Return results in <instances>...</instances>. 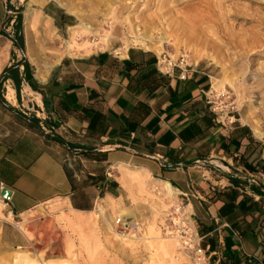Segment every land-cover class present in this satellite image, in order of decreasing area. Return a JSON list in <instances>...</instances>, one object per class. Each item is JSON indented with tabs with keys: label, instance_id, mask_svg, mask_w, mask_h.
<instances>
[{
	"label": "crops",
	"instance_id": "obj_1",
	"mask_svg": "<svg viewBox=\"0 0 264 264\" xmlns=\"http://www.w3.org/2000/svg\"><path fill=\"white\" fill-rule=\"evenodd\" d=\"M7 5L0 0V194L10 196L0 195V218L57 199L90 211L137 172L178 191L213 261L264 264V195L244 181L264 185V143L215 111L206 76L168 71L141 47L66 55L38 70L2 32ZM49 14L66 24L61 9Z\"/></svg>",
	"mask_w": 264,
	"mask_h": 264
},
{
	"label": "rangeland",
	"instance_id": "obj_2",
	"mask_svg": "<svg viewBox=\"0 0 264 264\" xmlns=\"http://www.w3.org/2000/svg\"><path fill=\"white\" fill-rule=\"evenodd\" d=\"M59 1L81 15L68 13L55 0H7L12 19L5 32L13 34L14 20L21 13L24 54L34 68L51 67L58 62L56 54L61 58L84 51H120L161 41L160 59L164 56L174 62V68L201 71L215 111L247 124L253 132L257 129L259 134H254L264 143V0ZM57 9L66 16V24L59 27L48 16ZM27 11L39 20L35 35L42 44L31 56L25 46ZM44 15L50 22L48 30L40 26ZM92 41L99 46L92 48ZM67 42L73 45L69 52ZM127 174L131 184H118L114 196L100 197L90 211L80 212L84 218L80 226L67 224L64 216L75 213L59 199L16 215L10 222L0 218V264H217L196 236L190 237L189 245L180 237L181 245L169 255L163 253L156 238L169 241L172 235H181L173 219L174 202L178 204L181 196L176 194L174 202L164 205L153 190V179L137 172ZM138 180L147 182L139 186ZM99 204H103L102 213L97 210ZM116 213L138 223V228L122 234L133 242L122 244L118 239L121 233L112 224ZM107 222L113 232L107 230Z\"/></svg>",
	"mask_w": 264,
	"mask_h": 264
},
{
	"label": "bare ground",
	"instance_id": "obj_3",
	"mask_svg": "<svg viewBox=\"0 0 264 264\" xmlns=\"http://www.w3.org/2000/svg\"><path fill=\"white\" fill-rule=\"evenodd\" d=\"M55 1H57V3H58V5L59 6H61V7H63L64 9H66L67 11H68V13H71V14H75V15H77L78 17L81 15L79 12V10H77V11H74V10H72L71 8H69V6H67L66 4H64V3H62L61 1H59V0H55ZM73 7V6H72ZM79 11V12H78ZM35 17V15H34V13L32 12V11H27L26 13H25V25H26V27H25V46H26V53H28V55L29 56H31V54H32V52L34 51V48H42V44L41 43H39V40H40V38H39V40H38V36L36 37V35H35V32H36V29H37V23L39 22V20H37V18H34ZM38 17H40V16H38ZM42 18V19H41ZM44 18H46L45 17V15L44 16H41L40 17V19L42 20L41 21V23H40V26H41V28L42 27H44V28H46L45 30H48L47 28L48 27H51L50 26V22H48V20L46 21ZM48 19V18H47ZM183 20V19H182ZM39 24V23H38ZM39 28V27H38ZM75 28V26H70L69 27V29H74ZM49 29H51V28H49ZM200 33V32H199ZM50 36V35H49ZM48 36V37H49ZM56 35L54 34V33H52L51 34V37L53 38V37H55ZM150 37H152V36H148V39L150 38ZM153 38V37H152ZM151 39V38H150ZM158 40V39H157ZM160 40H165V38L164 37H161V39ZM159 40V41H160ZM43 42V41H42ZM65 42V41H64ZM156 42V41H155ZM158 42V41H157ZM163 42H161L160 41V44H158V45H156V46H153V41L152 40H150L149 41V43L146 41V43H144V42H142L141 43V45H143V48L144 49H146V50H155L156 52H158V51H160V49L163 47V46H161V44H162ZM89 45L92 47V48H97L98 46H99V43H96V42H94V41H92V42H90L89 43ZM160 46H161V48H160ZM65 48H66V51H71L72 50V48H73V45L71 44V43H69V42H67L66 43V46H65ZM163 49V48H162ZM40 51V50H39ZM117 52L119 51V50H116ZM120 51H121V49H120ZM66 53V52H65ZM162 52L160 51V53L158 54V56L161 54ZM56 56H58L57 57V61L60 59V54H56ZM206 56V55H205ZM160 58V57H159ZM170 63V60H165V59H163L162 58V60L160 61V64L162 65L163 63ZM172 62V61H171ZM46 67H50L49 65L48 66H46ZM13 92V91H12ZM11 93L10 92H8V96L7 97H9V99L11 98ZM13 98V97H12ZM254 133H256V134H259V131L257 130V129H255L254 128ZM120 178H123V177H120ZM122 181V180H121ZM124 181V180H123ZM122 181V182H123ZM123 184H124V182H123ZM122 184V185H123ZM126 184V183H125ZM139 186H142V184L141 183H139ZM144 187V186H143ZM153 190H157L158 192H159V195L162 197V198H158V199H160V201H161V203H163L164 205H165V203H166V201H167V203L168 202H170V203H172V202H174L173 200L175 199V195L178 193V191L176 190V189H174L171 185H170V183L169 182H166V181H158V184H154L153 186ZM139 188V187H138ZM141 189V188H140ZM157 192V193H158ZM157 195V194H156ZM152 196V195H151ZM154 196V195H153ZM177 196V195H176ZM105 200H107V199H105ZM109 204H112V202L111 203H109ZM174 204H175V208H176V210L177 211H180V209L178 208L177 209V204L174 202ZM107 205V204H106ZM0 206H1V204H0ZM109 206V205H108ZM2 207V206H1ZM186 208V207H185ZM184 208V212L186 211V209ZM97 210L99 211V212H103V204H99L98 205V207H97ZM1 212H3V211H1ZM73 212L75 213V214H73V215H66V216H64V219H65V221L67 222V224L69 225V226H80L82 223H84V218L83 217H81L79 214H80V212L79 211H74L73 210ZM118 212H119V210H118ZM83 213V212H82ZM120 213V212H119ZM4 213H0V216H2ZM2 218V217H1ZM8 219L9 220H11V216H10V214H9V216H8ZM64 221V222H65ZM87 221V220H86ZM85 221V222H86ZM105 221V220H104ZM108 222H110V221H108ZM106 223V227H107V230L109 231V232H113V227L110 225V223ZM132 228H138V223H136V222H134V221H132ZM16 225L17 226H20V224L19 223H16ZM170 233V232H169ZM119 234V233H118ZM117 235V234H116ZM121 237H118V239L120 240V242L122 243V244H126L128 241H132L131 239H130V237H128L129 235H127V237H123L124 235H122V234H119ZM135 235H137V234H135ZM134 235H132L131 236V238L133 237ZM117 237V236H116ZM160 237V236H159ZM156 238V239H158V240H156V241H159V243H158V247L160 248V250L163 252V253H165V254H167L169 251H171L170 253H172V251H174L175 250V248L176 247H178L179 245H181V242H180V236L179 235H172L170 238V240L169 241H163L162 239H160V238ZM147 239V238H146ZM164 239V238H163ZM180 239V240H179ZM67 240V239H66ZM165 240H167V239H165ZM134 241V240H133ZM132 241V242H133ZM179 242V243H178ZM84 243V242H83ZM154 244H155V242H154ZM157 244V243H156ZM157 247V246H156ZM157 247V248H158ZM177 252V251H176ZM174 253V252H173ZM168 255H169V253H168ZM173 255V254H172ZM172 259V258H171Z\"/></svg>",
	"mask_w": 264,
	"mask_h": 264
},
{
	"label": "built area",
	"instance_id": "obj_4",
	"mask_svg": "<svg viewBox=\"0 0 264 264\" xmlns=\"http://www.w3.org/2000/svg\"><path fill=\"white\" fill-rule=\"evenodd\" d=\"M7 12L9 15V13H11V9L7 8ZM163 59L166 60V58L164 56H163ZM161 60L162 59L158 58L159 62ZM161 66L169 71V70H172L174 67H176V64L174 62L170 61V63L164 62ZM183 201L184 200L182 199V196H181V201L176 206L177 209L178 208L180 209V211H177V210H175L176 208H174L173 219L175 222L174 221L173 222L175 223V226H176V228H175L176 232L178 234H181L179 236L181 238H185L186 244L189 245V243L192 242L190 237L196 236L198 241H200V237L195 230L194 221H193L191 213L188 210L184 212V208L187 207V204L183 203ZM190 222L192 223V226L194 229V234H193L192 229L189 225ZM112 224H113L114 228L118 232H120L121 234L128 233L130 230H134V228H132V225H133L132 222H128L126 220V218H124V216L119 215L118 213H116V216H114Z\"/></svg>",
	"mask_w": 264,
	"mask_h": 264
},
{
	"label": "trees",
	"instance_id": "obj_5",
	"mask_svg": "<svg viewBox=\"0 0 264 264\" xmlns=\"http://www.w3.org/2000/svg\"><path fill=\"white\" fill-rule=\"evenodd\" d=\"M65 17L66 16H64V18ZM11 19H12V16L11 14H9L6 20L3 22V27L7 25ZM56 25L59 26V24L57 23ZM13 28H14L13 34L7 33L4 30H2V32L13 40L14 45L19 50L24 51V41H23V34H22V16H21V13L19 12L16 15V19L14 20ZM54 137L55 139L60 140V138H58L57 136H54ZM258 164H259V161H257L256 165ZM246 168H248L249 171H255L254 168H249V167H246ZM231 174H232V177L230 176L229 179L232 183H237L238 180L241 179V178H238V175L233 177V174H237V171L235 169L232 170ZM244 181L246 182V185L249 187L251 191H253L254 193L260 194V195H264V185H262L259 182L255 183V182L248 181L247 177L244 178Z\"/></svg>",
	"mask_w": 264,
	"mask_h": 264
},
{
	"label": "water",
	"instance_id": "obj_6",
	"mask_svg": "<svg viewBox=\"0 0 264 264\" xmlns=\"http://www.w3.org/2000/svg\"><path fill=\"white\" fill-rule=\"evenodd\" d=\"M3 198H9L10 196V191L4 189L1 191V194H0Z\"/></svg>",
	"mask_w": 264,
	"mask_h": 264
}]
</instances>
